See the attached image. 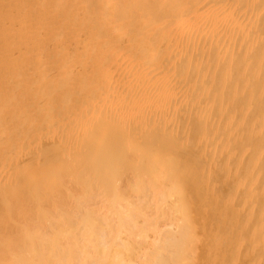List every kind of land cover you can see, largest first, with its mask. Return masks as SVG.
<instances>
[{
	"label": "bare ground",
	"instance_id": "6f19581e",
	"mask_svg": "<svg viewBox=\"0 0 264 264\" xmlns=\"http://www.w3.org/2000/svg\"><path fill=\"white\" fill-rule=\"evenodd\" d=\"M0 264H264V0H0Z\"/></svg>",
	"mask_w": 264,
	"mask_h": 264
}]
</instances>
